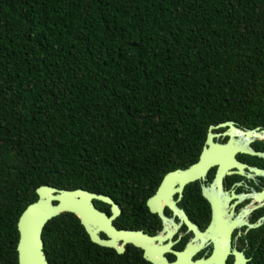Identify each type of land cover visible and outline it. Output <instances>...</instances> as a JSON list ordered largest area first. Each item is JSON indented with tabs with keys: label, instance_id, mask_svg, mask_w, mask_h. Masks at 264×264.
I'll return each mask as SVG.
<instances>
[{
	"label": "trees",
	"instance_id": "obj_1",
	"mask_svg": "<svg viewBox=\"0 0 264 264\" xmlns=\"http://www.w3.org/2000/svg\"><path fill=\"white\" fill-rule=\"evenodd\" d=\"M226 120L264 128V0H0V264L37 186L139 202ZM79 235L48 219L47 263Z\"/></svg>",
	"mask_w": 264,
	"mask_h": 264
},
{
	"label": "flooded vegetation",
	"instance_id": "obj_2",
	"mask_svg": "<svg viewBox=\"0 0 264 264\" xmlns=\"http://www.w3.org/2000/svg\"><path fill=\"white\" fill-rule=\"evenodd\" d=\"M262 130L237 122L216 126L209 144L207 128L192 161L164 171L148 193L127 196L139 202L119 203L107 194L113 204L92 199L110 219L108 227L84 214L101 243L90 239L77 215L66 212L77 220L81 235L77 245L68 239L64 256L73 264H240L264 223V157L240 149L264 152ZM199 161L207 163L201 174L194 165ZM174 169L185 171L164 179Z\"/></svg>",
	"mask_w": 264,
	"mask_h": 264
},
{
	"label": "water",
	"instance_id": "obj_3",
	"mask_svg": "<svg viewBox=\"0 0 264 264\" xmlns=\"http://www.w3.org/2000/svg\"><path fill=\"white\" fill-rule=\"evenodd\" d=\"M225 124H232V121L226 120L216 125H209L205 136V142L212 144L211 139L213 134L210 132L211 128ZM262 131L264 134V130ZM226 145L227 144H214L213 147L223 149ZM240 150L264 157V152L254 151L249 147L241 148ZM203 156L204 150L200 153V160H203ZM194 165H197L196 172L201 174L204 173L207 163H205V161H199L198 164L196 163ZM180 171L184 172L185 170L174 169L169 171L164 176V179ZM161 185L162 183L158 187ZM34 191L36 194L35 200L29 202L16 219L17 239L15 243V252L17 264H48L43 250L41 230L48 219L62 212H71L77 215L90 239L94 242L101 243V240L96 235V229L90 226L89 220H93L94 222L92 223L102 222V224L109 227L110 219L106 218L102 212L98 211L93 206L92 199L113 204L108 196L83 188L61 189L49 185H39ZM84 214L90 219H87ZM261 219L263 220L264 216H262ZM258 224L259 221L249 224V226L254 227ZM248 259L249 258L241 257L240 264H246Z\"/></svg>",
	"mask_w": 264,
	"mask_h": 264
}]
</instances>
